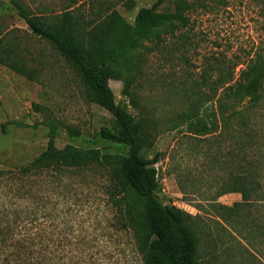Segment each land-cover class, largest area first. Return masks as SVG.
I'll return each mask as SVG.
<instances>
[{"label": "rangeland", "instance_id": "1", "mask_svg": "<svg viewBox=\"0 0 264 264\" xmlns=\"http://www.w3.org/2000/svg\"><path fill=\"white\" fill-rule=\"evenodd\" d=\"M17 1L41 15H57L65 4V0ZM88 1L77 0L81 11H86ZM108 1L131 23L139 9L156 0ZM129 2L133 6L128 10ZM158 12H173V0L165 1ZM263 15L258 0H229L221 6L212 3L206 10L188 14V26L175 37L166 38L161 50L141 53L139 72L130 90L137 108L122 95L123 83H109L117 105L150 122L155 140L144 156L148 160L161 156L155 166L161 187L160 202L191 217L189 222L198 241L197 264H264V244L247 232V224L236 220L229 226L214 212L218 206L233 208L242 204L238 194L213 201L221 185L220 178L227 171L225 165L212 160L223 161L221 158L230 144L227 141L218 147L223 139L218 134L199 138L188 134L184 125L173 128L172 124L178 113L191 110L202 113L206 109L212 113L220 92L214 97L219 74L233 85L251 61L264 59ZM1 37L24 57L35 78L28 80L0 65V127L7 125L5 133L0 128V171L28 164L44 152L49 126L58 131V149L65 145L85 149L83 141L71 140L66 131H77L82 140H88L111 125V116L96 102L86 99L71 67L49 43L30 32L9 0H0ZM204 77L213 86L207 87ZM256 121L264 144V115ZM99 146L116 152L108 144ZM1 183L7 186L0 185V199L17 192L9 181ZM104 183L99 169L85 178L63 180L60 185L34 180L28 189L30 194L34 190L37 193L28 196L29 201L24 197L19 204L10 202L9 207L16 209L19 220L24 219L27 206L38 205L41 209L33 218L36 221L33 220V228L39 240L37 248L44 250L45 255L53 251L54 260L50 264H142L133 231L115 228V212L104 197ZM41 192L44 198L38 199ZM243 209L251 211L253 221L261 217L257 212L262 211V206ZM2 217L12 222L10 215ZM27 230L21 235L33 234ZM0 255L3 256L1 250Z\"/></svg>", "mask_w": 264, "mask_h": 264}, {"label": "trees", "instance_id": "2", "mask_svg": "<svg viewBox=\"0 0 264 264\" xmlns=\"http://www.w3.org/2000/svg\"><path fill=\"white\" fill-rule=\"evenodd\" d=\"M9 1L30 32L49 43L71 67L83 86L86 99L96 102L112 121L109 127L101 128L88 140H82L77 131H66L71 140L83 141L85 149L72 145L58 149V131L49 126L44 152L28 164L0 171V185L6 187L1 183L6 180L17 188L12 197L7 194L0 199V250L3 254L0 264H50L54 260L53 251L45 255V251L36 246L39 240L33 218L36 219V212L41 210L38 205L27 206L24 219L19 220L16 209L9 207L10 202L19 204L24 197L29 201L27 197L37 193L34 190L30 194L28 189L34 180L60 185L63 180L88 177L97 169L104 175L103 194L115 212V228L122 232L133 231L142 264H197L198 241L189 222L191 217L160 202L161 187L155 166L161 156L156 155L152 160L144 156L155 140L150 122L117 105L109 83H123L122 95L137 108L130 90L139 72L141 53L161 50L166 38L175 37L188 26V14L206 10L212 3L226 5L229 0H173L171 13L158 12L167 0H156L149 7L139 9L131 23L108 0L88 1L86 11H81L77 0H65L57 15L35 14L17 0ZM258 1L264 9V0ZM126 6L129 10L133 3ZM0 65L28 80L35 78L24 57L6 44L5 37L0 38ZM203 81L207 87L213 86L205 77ZM229 82L230 79L219 74L214 97L218 90L220 92L212 113L207 109L202 113L195 110L178 113L172 124L173 128L184 125L188 134L199 138L218 134L223 138L218 147L228 141L230 146L221 158L223 161L212 160L217 165H225L227 171V175L220 178L221 185L213 201L224 195L238 194L242 204L233 208L218 206L214 212L229 226L236 220L246 223L247 232L264 244V144L260 124L256 121L264 115V59H254L233 85ZM11 125L24 128L18 123ZM6 127H0L2 133L6 132ZM103 143L116 152L101 148L99 144ZM35 184L37 187L38 182ZM43 196L41 192L38 199ZM243 206L247 209L262 206V211L257 212V216L261 215L259 220L253 221L251 211ZM3 215H10L12 222H6ZM27 228L33 234L21 235L23 231V234L28 232Z\"/></svg>", "mask_w": 264, "mask_h": 264}]
</instances>
